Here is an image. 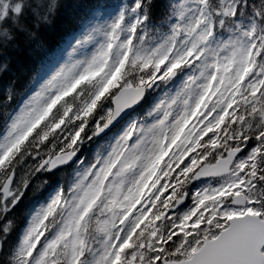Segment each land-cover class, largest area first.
Listing matches in <instances>:
<instances>
[{
    "label": "snow or ice",
    "instance_id": "1",
    "mask_svg": "<svg viewBox=\"0 0 264 264\" xmlns=\"http://www.w3.org/2000/svg\"><path fill=\"white\" fill-rule=\"evenodd\" d=\"M0 264H264V0H0Z\"/></svg>",
    "mask_w": 264,
    "mask_h": 264
},
{
    "label": "trees",
    "instance_id": "2",
    "mask_svg": "<svg viewBox=\"0 0 264 264\" xmlns=\"http://www.w3.org/2000/svg\"><path fill=\"white\" fill-rule=\"evenodd\" d=\"M71 0H61L62 4H69ZM72 9L69 7H62L55 17L53 23L46 29L45 35L51 46H55L64 34L73 26L71 21ZM23 63L17 64L13 62L9 75L16 74L23 76L28 70V63L24 54L21 56Z\"/></svg>",
    "mask_w": 264,
    "mask_h": 264
}]
</instances>
